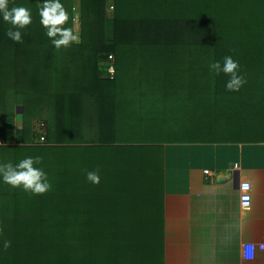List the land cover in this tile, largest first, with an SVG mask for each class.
<instances>
[{
  "label": "trees",
  "instance_id": "obj_1",
  "mask_svg": "<svg viewBox=\"0 0 264 264\" xmlns=\"http://www.w3.org/2000/svg\"><path fill=\"white\" fill-rule=\"evenodd\" d=\"M43 2L8 0L9 9L31 13L20 42L5 35L12 26L0 14V149L9 147L7 128L21 108L23 142L37 150L69 146L74 156L58 168L57 195L39 202L35 221L15 215L21 218L11 264H165L162 145L255 140L209 122L237 105L264 109V0H112L110 17L108 0H79L78 7L60 0L72 7L75 25L77 10L80 39L60 48L40 23ZM66 23L72 25L58 27ZM225 56L238 62L246 81L238 91L226 90L227 75L209 71L211 62ZM110 57L112 78L100 68ZM131 64L151 77L144 80L150 91L157 90L150 83L160 84V95L142 94L150 103L135 106L145 111L129 131L131 110L116 83ZM46 106L49 120L42 112ZM31 111L41 114V146L33 145L34 125L25 123ZM225 132L232 137L220 139ZM81 135L96 140H71ZM143 136L160 141L138 140ZM89 171L98 172V184L86 179ZM10 188L0 182V191Z\"/></svg>",
  "mask_w": 264,
  "mask_h": 264
},
{
  "label": "crops",
  "instance_id": "obj_2",
  "mask_svg": "<svg viewBox=\"0 0 264 264\" xmlns=\"http://www.w3.org/2000/svg\"><path fill=\"white\" fill-rule=\"evenodd\" d=\"M254 138L162 145L165 264H264V137Z\"/></svg>",
  "mask_w": 264,
  "mask_h": 264
},
{
  "label": "rangeland",
  "instance_id": "obj_3",
  "mask_svg": "<svg viewBox=\"0 0 264 264\" xmlns=\"http://www.w3.org/2000/svg\"><path fill=\"white\" fill-rule=\"evenodd\" d=\"M75 7H78L79 1L74 0ZM112 0H108V6H107V13L110 17L113 12V8L111 10ZM110 6V7H109ZM66 13L68 14L69 19L66 22H71L72 25L69 26V23H66L65 28H70L72 31L75 29L76 33L78 35V12L76 10L75 20L76 25L73 23L74 19V13L72 7L65 8L63 6ZM68 26V27H67ZM79 38V37H78ZM80 39H78V42ZM75 42V43H78ZM116 62V60H115ZM106 63H103L100 68L104 71L106 69ZM120 61L117 60V65L119 66ZM132 68L130 67L127 72H120L118 74V81L116 83V86L119 87V93H123L124 97L126 98L128 108L131 110L130 115L127 116V122L125 128L127 129V126L130 129L132 128V123L134 119H138L137 113H143L142 111H145V107H138V109H134L137 104H142L143 102L146 103V105H149L150 103V97H145L143 100L144 93H159V83L154 84L153 82L152 87H157L156 91H150L151 86L147 87V83H144L146 81H149L151 79L150 76H143L138 74L136 71L133 70L134 65L131 64ZM144 78V79H142ZM160 81V76L157 79ZM145 85V86H144ZM154 87L152 90H154ZM257 100V99H256ZM50 101L48 100V103ZM255 106H247L246 108L242 107L241 105L235 106L234 109H229L227 111L222 110L217 116L212 118L210 120V124L214 126V128H229L228 132L232 131L235 132L236 138L241 139H249L250 137H264L263 134L254 133V135H251L248 131L250 128L255 129L256 131H264V109L260 110L259 107L263 104L255 103ZM47 107V106H46ZM35 110V109H33ZM36 110H38L36 108ZM43 115L46 116L49 119H51L52 111L49 107H47L45 110H42ZM22 110L21 108H17L15 112V122L11 124V126L8 128V132L6 134V145H8V148H2L0 149V163H7L12 162L13 164L18 163L21 159H23L26 156H38L43 153L41 156V164L36 165V167H41L43 170L47 173L49 182L51 183L50 190L46 191L43 194H33L31 192H26L22 188H10V189H4L0 191V249L4 252V255H0V264H11L13 261L12 254H14L15 246H18L17 237L15 236V231L17 228V217L15 216L17 212H19L21 215L25 216L28 219L21 218V220H30L33 222L35 221L36 217H32L33 211H35L39 206V202L45 200V199H51L54 196H56V189L54 187V184L58 181V168L64 166V164L67 162V159H70L71 157L69 155H72V149L69 146L65 145H54V144H48V146H43L41 148H49L47 150H40L35 149V147L29 146L27 143L22 141ZM148 118L154 119L153 117H150L149 112L145 113ZM40 113L36 114L34 116V112L31 111V113H26V119L25 123L30 125H34L33 132L36 134L35 139L33 141V145L35 146H41L45 142L44 138L40 136L41 131L44 126H40L37 122L38 118H40ZM42 115V116H43ZM3 119V117H2ZM159 120V118H158ZM198 123L200 124V121L198 120ZM143 126V125H142ZM153 127V125H150ZM31 127V126H30ZM147 127V126H146ZM151 127V128H152ZM127 132V130H125ZM231 132V133H232ZM225 134L223 137H219L220 139H226L232 136L233 134ZM150 137V136H149ZM148 136H143L139 138L138 140H153L150 142H158L160 141V136L156 139L149 138ZM25 140H28L27 138ZM71 140H82L81 143H86L84 140H96L95 137H85L82 135L78 137L77 139H71ZM82 145V144H78ZM74 156V154H73ZM11 190V191H10ZM10 191V192H9ZM43 199V200H42ZM25 230V229H24ZM23 237H29L31 236L28 233L22 234ZM24 240V239H20ZM8 241L10 242L9 246L7 248L4 247V242ZM0 251V252H1Z\"/></svg>",
  "mask_w": 264,
  "mask_h": 264
},
{
  "label": "clouds",
  "instance_id": "obj_4",
  "mask_svg": "<svg viewBox=\"0 0 264 264\" xmlns=\"http://www.w3.org/2000/svg\"><path fill=\"white\" fill-rule=\"evenodd\" d=\"M0 14L10 27L5 35L15 42L21 41L20 29L31 23V13L24 7H13L9 9L8 0H0ZM40 23L47 30L46 35L51 38L53 46H69L70 43L78 42V35L73 33L70 28L58 27L63 25L68 19L60 0H44L43 6L39 9ZM209 71L215 75L221 73L229 78L225 84L228 91H238L246 82L244 77L239 74V64L231 56H225L223 62L214 61L209 65ZM41 157L26 156L18 163L12 162L0 163V182L10 185L13 188H22L26 192L33 194H43L50 190L47 173L41 167ZM86 179L92 184L100 182L98 172L89 171L86 173ZM10 242L5 241L4 247L7 248Z\"/></svg>",
  "mask_w": 264,
  "mask_h": 264
},
{
  "label": "built area",
  "instance_id": "obj_5",
  "mask_svg": "<svg viewBox=\"0 0 264 264\" xmlns=\"http://www.w3.org/2000/svg\"><path fill=\"white\" fill-rule=\"evenodd\" d=\"M106 74L110 78L115 74L112 57H110L109 61L106 63ZM40 126L42 127L43 125L41 124ZM0 146H3L1 140ZM239 204L243 210L248 209L251 205V186L248 182H243L239 185Z\"/></svg>",
  "mask_w": 264,
  "mask_h": 264
}]
</instances>
